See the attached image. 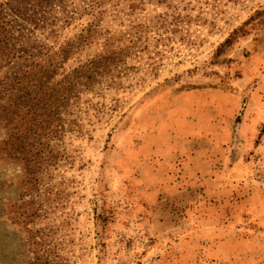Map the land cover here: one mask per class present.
I'll return each instance as SVG.
<instances>
[{
    "label": "rangeland",
    "instance_id": "rangeland-1",
    "mask_svg": "<svg viewBox=\"0 0 264 264\" xmlns=\"http://www.w3.org/2000/svg\"><path fill=\"white\" fill-rule=\"evenodd\" d=\"M0 11L18 52L0 87L89 23L100 35L64 69L110 37L122 60L117 84L86 95L83 132L49 141L62 159L41 180L0 153V264H199L196 216L214 208L201 194L183 206L175 185L200 149L235 150L244 173L226 177L239 187L221 204L252 206L231 252L210 260L264 264V214L254 218L264 213V0H0Z\"/></svg>",
    "mask_w": 264,
    "mask_h": 264
},
{
    "label": "trees",
    "instance_id": "trees-1",
    "mask_svg": "<svg viewBox=\"0 0 264 264\" xmlns=\"http://www.w3.org/2000/svg\"><path fill=\"white\" fill-rule=\"evenodd\" d=\"M11 1L23 3L26 0ZM14 32L12 20L0 11V70L17 57ZM99 35L96 25L89 23L74 40L52 47L33 65H26L8 82L1 83V157L22 162L24 172L37 174L36 180L42 179L52 161L56 164L62 159L61 152L49 155V141L55 139L59 144L66 134L83 132L79 120L88 115L90 106L93 107L86 95L97 96L102 89L117 84L115 72L122 60L115 51H110L111 37L104 40L102 53L74 68L64 69L78 46Z\"/></svg>",
    "mask_w": 264,
    "mask_h": 264
},
{
    "label": "crops",
    "instance_id": "crops-1",
    "mask_svg": "<svg viewBox=\"0 0 264 264\" xmlns=\"http://www.w3.org/2000/svg\"><path fill=\"white\" fill-rule=\"evenodd\" d=\"M258 148L263 150L264 146L260 144ZM194 152V155L191 154L193 153L192 151L189 153V156H186L187 159H185L181 166L184 169L181 172H186L188 175H181L178 181L180 183H177L175 187L176 192L183 195L182 198L184 201L182 200L180 202L183 206L188 204L191 207L194 197L199 194H201L200 197H202L204 202L208 199L209 204L213 205L214 210L211 212L206 213V211H203L196 216V221L201 223V225L199 226V230L196 229L193 231L199 232L198 235L204 239L202 242L206 246L204 247V252H199L197 262L199 264H216L218 261H212L210 259L219 257L222 248H229L231 252L232 236L236 237L238 235L235 222L238 217H244L246 219L242 208H249L251 210L252 206L245 199L239 201L234 199L232 203L231 200L233 197H229L235 191L234 188L239 187V185L234 186L232 182L229 183L226 179H239L244 173V166L239 164L240 161H236L237 155L235 154V150L210 151L200 149ZM245 188L246 186L241 187L244 190ZM224 191L229 193V198L224 200V203L226 204L228 201V206L230 207L240 204L239 212L237 210L233 211L231 208L227 209L226 207H222L221 202L223 200L220 197L224 195ZM256 214L254 218L260 217L264 213ZM208 241H211L212 245L207 246ZM185 243L188 244L189 242L186 241Z\"/></svg>",
    "mask_w": 264,
    "mask_h": 264
}]
</instances>
